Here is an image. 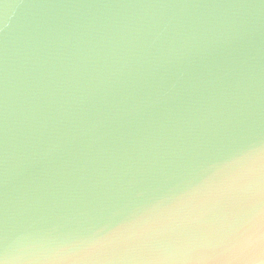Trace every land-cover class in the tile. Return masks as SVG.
<instances>
[{"label": "water", "instance_id": "obj_1", "mask_svg": "<svg viewBox=\"0 0 264 264\" xmlns=\"http://www.w3.org/2000/svg\"><path fill=\"white\" fill-rule=\"evenodd\" d=\"M252 186L264 0H0L6 264H264Z\"/></svg>", "mask_w": 264, "mask_h": 264}, {"label": "snow or ice", "instance_id": "obj_2", "mask_svg": "<svg viewBox=\"0 0 264 264\" xmlns=\"http://www.w3.org/2000/svg\"><path fill=\"white\" fill-rule=\"evenodd\" d=\"M250 191L256 193V198L254 202L247 208L245 213L241 216L239 224L234 231H239L244 226H251L255 222V218L260 215L264 216V186H261L257 192L255 186L250 188ZM264 236V233H262ZM210 244L213 246L209 249L210 252L215 251L216 247L219 245V241L213 240L210 241ZM0 264H6L5 259L0 256Z\"/></svg>", "mask_w": 264, "mask_h": 264}, {"label": "clouds", "instance_id": "obj_3", "mask_svg": "<svg viewBox=\"0 0 264 264\" xmlns=\"http://www.w3.org/2000/svg\"><path fill=\"white\" fill-rule=\"evenodd\" d=\"M60 262H63V264H70V261L66 257H59L56 258L55 261L52 259L42 261L41 264H60ZM25 264H33L32 261H26Z\"/></svg>", "mask_w": 264, "mask_h": 264}]
</instances>
